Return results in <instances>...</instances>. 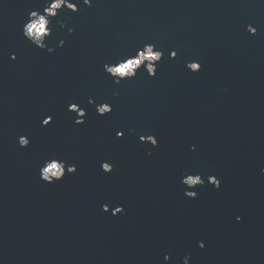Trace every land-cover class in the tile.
I'll return each mask as SVG.
<instances>
[{
  "label": "water",
  "instance_id": "obj_1",
  "mask_svg": "<svg viewBox=\"0 0 264 264\" xmlns=\"http://www.w3.org/2000/svg\"><path fill=\"white\" fill-rule=\"evenodd\" d=\"M71 2L49 53L22 35L45 0H0V264H264V0ZM145 43L163 52L155 76L141 66L115 83L103 65ZM50 159L66 164L52 183L40 177Z\"/></svg>",
  "mask_w": 264,
  "mask_h": 264
},
{
  "label": "clouds",
  "instance_id": "obj_2",
  "mask_svg": "<svg viewBox=\"0 0 264 264\" xmlns=\"http://www.w3.org/2000/svg\"><path fill=\"white\" fill-rule=\"evenodd\" d=\"M81 2L87 7H92L91 0H81ZM62 7L64 9L70 10L72 13H76L78 11L77 4L71 2V0H45V6L43 7L42 11H30L27 15V20L22 27V35L24 38L41 50L47 49L49 53L53 52L54 48L49 47L45 41L52 32L50 27L52 18L57 15L58 10H60ZM57 24L61 28H65L69 34L73 32V29L69 27L66 22L57 21ZM246 31L250 35H255L257 33V29L251 24L246 26ZM63 44L64 41L59 40L56 44V47H61ZM154 49L155 46L153 44L145 43L142 48H138L136 50L135 55H128L124 59L118 60L116 63L104 64V71L113 78L115 83H119L125 79L134 78L137 75L138 70L141 69V66H143L149 77H153L157 71V62H159L163 56V52L161 50ZM176 55L177 53L175 50H171L169 52L170 59L174 58ZM10 58L15 59V55L13 54ZM185 67L192 73H196L200 70L201 64L196 60H192L187 62ZM89 103H94V101L89 99ZM69 110L75 112L80 118L85 116V111L76 104H70ZM111 111V105L107 103L96 105V112L99 115H104L106 113H110ZM50 120L51 117H46L41 123L42 125H47ZM75 123H83V120L77 119ZM128 131L133 132L134 130L129 129ZM121 134V132H117L116 136L119 137ZM139 139L142 142L151 144L152 146L157 145V139L153 135L140 136ZM17 142L21 147H26L29 145L30 140L26 136L21 135L17 138ZM65 167L66 164L64 161H57L55 159L46 160L44 161L43 166L40 168V177L42 180L48 183L59 181L65 175ZM100 167L105 173H109L113 170L112 164L108 162H102ZM67 172L75 173L76 167L74 165L67 166ZM261 172L264 173V168H261ZM181 183L184 184L188 189H192L196 186H203L205 184V180L202 179L200 174H182ZM207 183L210 184L214 189H219L222 181L215 176L209 175L207 177ZM185 195L189 198H195L197 196V192L186 191ZM102 208L107 210L106 206H102ZM122 212V207H116L113 210V215ZM239 219L240 217H237V220ZM197 243L200 248L204 247L203 242L198 241ZM163 259L164 261H168L170 257L165 254ZM182 264H189L188 256L182 257Z\"/></svg>",
  "mask_w": 264,
  "mask_h": 264
}]
</instances>
